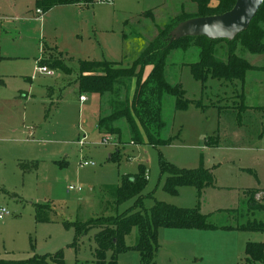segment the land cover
Here are the masks:
<instances>
[{"label":"rangeland","instance_id":"obj_1","mask_svg":"<svg viewBox=\"0 0 264 264\" xmlns=\"http://www.w3.org/2000/svg\"><path fill=\"white\" fill-rule=\"evenodd\" d=\"M35 2L0 0V121L6 119L11 129L19 126L23 131L20 135L0 128V207L10 213L0 220V262L62 251V264H92L97 229L89 230L73 247L74 230L63 222L84 223L128 210L134 200L115 210L109 189L138 174L140 166L147 176L142 191L145 209L155 201L198 207L201 213L210 214L216 225H235L234 218L217 212L223 208L235 207L228 209L236 211L229 215L252 217L245 207L251 188H264L260 114H245L238 107L239 82L235 87L210 79L202 88L188 66L197 59L196 49L172 50L167 57L168 80L180 82L185 97L204 106L201 110L190 104L185 111H176L173 96H164L162 137L173 138L168 145L129 143L123 122L120 138L100 133L96 124L108 111L109 94L84 93L86 102L79 99L74 79L81 61L107 59L128 65L153 39L158 25L181 9L194 10L190 0L96 1L56 5L41 13H37ZM187 31L184 22L174 28L176 35ZM226 48L225 42L217 46L219 57H226ZM237 54L263 67L248 70L244 83L251 93L249 102L260 104L264 99V91L259 90L261 86L264 89V53L252 54L238 47ZM55 57L61 58L71 73L52 68L51 76L33 74L37 58ZM212 106L229 108L224 114ZM84 135L86 139L79 145ZM104 138L109 141L103 143ZM24 154L29 157L23 159ZM160 159L183 170H211L214 188L199 198L189 186L178 187L176 194L164 191ZM83 161L94 166L83 167ZM69 185L81 186L82 191H68ZM245 189L250 190L244 191L243 197ZM254 194L263 207L255 218H264V192ZM37 205L47 206L52 223L36 222ZM135 240L133 228L125 244L131 246ZM247 241L264 243V233L160 228L153 264H237L244 258ZM110 260L107 252L106 264ZM46 264L58 263L50 259ZM116 264H139V255L132 250L121 252Z\"/></svg>","mask_w":264,"mask_h":264},{"label":"trees","instance_id":"obj_2","mask_svg":"<svg viewBox=\"0 0 264 264\" xmlns=\"http://www.w3.org/2000/svg\"><path fill=\"white\" fill-rule=\"evenodd\" d=\"M95 0H36V9L42 12L56 5L80 4L90 5ZM236 0H190L193 11L181 9L175 15L169 16L166 22L158 25L157 33L128 65H122L114 60H83L75 75V83L79 94L96 93L99 96L109 94L108 111L97 120V130L106 135L121 137L120 124L123 122L128 131L129 143L134 145H149L153 147L168 145L173 138H163L165 122L162 116V104L165 95L174 98V109L185 111L190 104L203 109V105L194 99L185 97V90L180 82H171L166 77L167 57L172 50L188 51L196 49L197 59L188 64L192 77L206 87L210 79L229 82L238 85V107L247 109L243 99V84L248 70L257 66L251 64L242 55L237 54V48L252 54L264 53V0L247 26L230 37L210 36L203 33L183 34L177 36L174 28L182 22L197 17H208L221 14L234 5ZM225 42L226 57L217 54V46ZM39 64L48 68H57L64 73H71L70 67L61 58H37ZM263 68V67H261ZM260 68V69H261ZM222 84H220L221 86ZM221 109L220 107H218ZM229 108V107H225ZM261 114V134L264 135V104L254 108ZM160 174L164 176L163 189L170 194H176L178 187L189 186L196 190L199 198L202 191L214 186V177L209 169H179L167 160L159 161ZM147 183L145 168L140 166V172L127 176L120 186L109 189L117 207L129 200L133 205L122 213L91 218L82 223L78 221L63 222L66 228H72L75 236L72 243L76 247L81 236L91 229H97L94 236V259L92 264H106V253H111L109 264H116L118 254L132 250L139 255V264H153L159 245L158 230L188 229V230H234L244 232L264 233V218L256 219L261 212L260 199H256L253 191L247 198L245 207L252 217L236 213L234 210L221 211L227 217L235 219V225H216L210 220L209 214H203L198 207L180 208L155 201L150 209L144 208L145 195L142 194ZM264 192V191H263ZM151 197V195H148ZM264 200V199H263ZM114 210V209H113ZM233 213V214H234ZM244 219V220H243ZM36 222H50L46 205L35 208ZM136 229V240L133 245L125 244V237L132 229ZM62 251L53 256L49 254L33 255L32 257L15 261L0 262V264H46L50 259L62 264ZM242 264H264V243L247 242L244 248ZM76 264H89L80 263Z\"/></svg>","mask_w":264,"mask_h":264},{"label":"water","instance_id":"obj_3","mask_svg":"<svg viewBox=\"0 0 264 264\" xmlns=\"http://www.w3.org/2000/svg\"><path fill=\"white\" fill-rule=\"evenodd\" d=\"M261 2L262 0H236L231 9L221 14L185 21L190 31L183 34L203 33L216 37H230L247 26Z\"/></svg>","mask_w":264,"mask_h":264},{"label":"crops","instance_id":"obj_4","mask_svg":"<svg viewBox=\"0 0 264 264\" xmlns=\"http://www.w3.org/2000/svg\"><path fill=\"white\" fill-rule=\"evenodd\" d=\"M70 5V4H69ZM71 5H73V4H71ZM77 5H80V4H77ZM114 61H118V60H114ZM261 68V66H257V68H255V69H260ZM251 70H254V69H251ZM46 75V74H45ZM49 76H51V75H49ZM245 79H246V74H245V78H244V83H245ZM260 91H261V93L264 91V89H263V87L261 86L260 87V89H259ZM250 94L251 93H249L248 91H247V89H246V87L244 86V84H243V99H244V104L246 105V107H247V109L244 111L245 112V114H249L250 115V113H252V112H257V113H259L260 114V112H258L257 110H255L254 108H256V107H260V106H262L263 104H264V99H261V100H263V102H260V104H253V103H251V102H249V98H250ZM85 102H86V100H85ZM262 103V104H261ZM212 107H214V108H217L218 109V112H220V113H227L228 112V109H226L225 107H221V106H219L221 109H219L217 106H212ZM233 108H235V107H233ZM12 108L10 109V112L9 113H12ZM243 111V110H242ZM15 115H16V113H15ZM23 115H25V112H23ZM259 117V118H258ZM258 119H259V123H260V126H261V114L260 115H258ZM0 128H1V130L3 131V132H5V131H10V130H12V131H10L11 133H14V134H20V135H22L23 134V131L22 130H19L18 128H20L19 126H17L16 128H13V129H11V127H10V125H9V122L8 121H6V119H3V121H0ZM23 130H28L25 126H23ZM27 141H28V143L30 142L29 141V139L28 140H26V143H27ZM29 156L27 155V154H24V158L23 159H27ZM31 157V156H30ZM20 160V159H19ZM53 163L55 164V163H57V161L56 160H53ZM209 188H214V186L213 187H209ZM209 188H206V189H204L203 191H202V193H204L207 189H209ZM252 189H255V190H258L259 192H263L264 191V188H251V190ZM247 190H250V189H245V190H243V197H244V191H247ZM235 208V207H234ZM234 208H226V209H219L217 212H221V211H224V210H228V209H234ZM223 213V212H222ZM224 214V213H223ZM210 215V214H209ZM48 223H52V221L51 222H48ZM183 230H188V229H183ZM237 232H244V231H237ZM247 242H249V241H247ZM246 242V243H247ZM262 243V242H261ZM244 258H245V256H244ZM244 258L240 261V262H238L237 264H242L243 263V261H244Z\"/></svg>","mask_w":264,"mask_h":264},{"label":"built area","instance_id":"obj_5","mask_svg":"<svg viewBox=\"0 0 264 264\" xmlns=\"http://www.w3.org/2000/svg\"><path fill=\"white\" fill-rule=\"evenodd\" d=\"M96 1H110V0H95ZM37 13H41L40 9H37ZM36 73H43L46 75H53V70L48 68L46 65H42L39 64L38 59L36 60V64L33 68V74ZM80 102H84V100L86 99V97L84 95H80L79 97ZM86 139V136L84 135L83 138L78 142L79 145L83 144V141ZM109 141V138H104L103 139V143H107ZM81 166L86 167V166H90L93 167L94 163L93 162H89V161H83L81 163ZM68 191H75V192H81L82 191V187L81 186H73V185H69L68 186ZM10 213L9 211L5 208V207H0V220L4 219L5 217L9 216Z\"/></svg>","mask_w":264,"mask_h":264}]
</instances>
